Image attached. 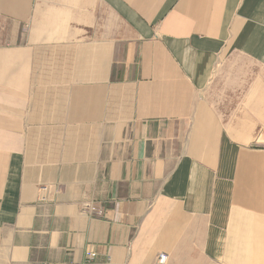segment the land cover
Listing matches in <instances>:
<instances>
[{
  "label": "crops",
  "instance_id": "1",
  "mask_svg": "<svg viewBox=\"0 0 264 264\" xmlns=\"http://www.w3.org/2000/svg\"><path fill=\"white\" fill-rule=\"evenodd\" d=\"M161 251L264 264V0H0V264Z\"/></svg>",
  "mask_w": 264,
  "mask_h": 264
},
{
  "label": "built area",
  "instance_id": "2",
  "mask_svg": "<svg viewBox=\"0 0 264 264\" xmlns=\"http://www.w3.org/2000/svg\"><path fill=\"white\" fill-rule=\"evenodd\" d=\"M43 190H47L44 188ZM45 197H43L44 199ZM81 211L83 214L95 216V217H103L105 212L103 209L98 207L96 203L93 202H85L82 207ZM96 258V253L94 251H87V262L90 263L93 262ZM169 262V254L167 252L161 251L158 253L156 258V264H168Z\"/></svg>",
  "mask_w": 264,
  "mask_h": 264
}]
</instances>
